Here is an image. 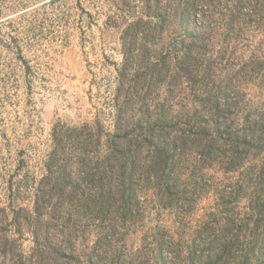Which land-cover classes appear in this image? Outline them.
Segmentation results:
<instances>
[{"label": "rangeland", "instance_id": "1", "mask_svg": "<svg viewBox=\"0 0 264 264\" xmlns=\"http://www.w3.org/2000/svg\"><path fill=\"white\" fill-rule=\"evenodd\" d=\"M192 2L187 30L201 37V66L211 64L203 92L220 87L218 101L237 103L234 110L228 108L229 118L239 116L238 125L251 123L264 110V9L255 0ZM105 3L0 0V232L15 240L0 248V264H14L20 255L27 258L34 247L31 235L26 230L23 237L14 234L10 221L13 211H31L33 189L45 175L52 128L99 121L104 130H112L115 66L122 60L119 37L131 20H111L105 26L107 16L116 15ZM167 35L174 42L185 38L176 24ZM9 37L17 40L28 70L15 60L17 51L5 47ZM222 145L217 142L216 151ZM216 161V170H204V178L187 180L188 166L182 167L179 181L173 182L181 193L176 202L158 199L148 188L152 186L138 181L137 216L116 236L120 242L110 247L102 264H160L153 258L155 238L164 244L165 264L176 246L195 249L202 264L210 246L217 256L230 243L247 245L252 189L240 171L251 165V157L240 160L236 173H224L225 166ZM80 223L73 258L76 264H88L95 228ZM60 256L55 264H69L72 253L65 248Z\"/></svg>", "mask_w": 264, "mask_h": 264}, {"label": "trees", "instance_id": "2", "mask_svg": "<svg viewBox=\"0 0 264 264\" xmlns=\"http://www.w3.org/2000/svg\"><path fill=\"white\" fill-rule=\"evenodd\" d=\"M106 2L116 15L107 16L105 26L111 20L116 24L131 20L119 37L122 60L115 66L112 130H104L99 121L52 128L45 175L33 189L31 211L12 212L13 233L23 237L26 230L34 244L31 254L20 255L14 264H55L65 248L72 253L67 262L76 264L75 227L80 222L95 228L88 264H102L110 247L120 242L116 236L137 216L138 181L152 186L148 188L158 199L176 202L181 193L173 182L179 181L182 167L188 166L187 180L204 178L203 171L216 170L219 158L224 173H236L245 157L252 160L240 171L247 174L244 181L252 189L249 242L225 245L217 256L210 246L202 264H264V110L251 123L238 125L239 116L228 115V108L234 110L237 103L218 101L220 87L203 92L211 64L201 66V37L187 30L192 0ZM255 4L264 9V0ZM172 24L182 30L184 39H169ZM8 39L5 47L14 48L15 60L28 70L17 40ZM217 142L223 150L216 151ZM0 233V248L15 241ZM155 240L153 258L165 264L164 244ZM170 255V264H198L191 247L176 246Z\"/></svg>", "mask_w": 264, "mask_h": 264}]
</instances>
